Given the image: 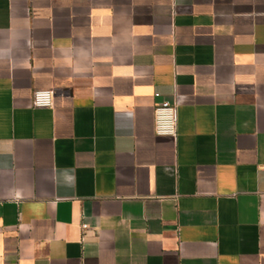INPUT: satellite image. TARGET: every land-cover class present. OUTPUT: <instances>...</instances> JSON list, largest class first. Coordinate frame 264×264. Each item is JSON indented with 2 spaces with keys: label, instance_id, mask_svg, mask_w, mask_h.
Returning a JSON list of instances; mask_svg holds the SVG:
<instances>
[{
  "label": "crops",
  "instance_id": "crops-1",
  "mask_svg": "<svg viewBox=\"0 0 264 264\" xmlns=\"http://www.w3.org/2000/svg\"><path fill=\"white\" fill-rule=\"evenodd\" d=\"M0 264H264V0H0Z\"/></svg>",
  "mask_w": 264,
  "mask_h": 264
},
{
  "label": "built area",
  "instance_id": "built-area-1",
  "mask_svg": "<svg viewBox=\"0 0 264 264\" xmlns=\"http://www.w3.org/2000/svg\"><path fill=\"white\" fill-rule=\"evenodd\" d=\"M160 94H156L159 97ZM55 93L51 90H37L33 94L34 108H52ZM178 107L169 101H162L155 109V133L158 136L176 137L178 133ZM85 227V226H84Z\"/></svg>",
  "mask_w": 264,
  "mask_h": 264
}]
</instances>
